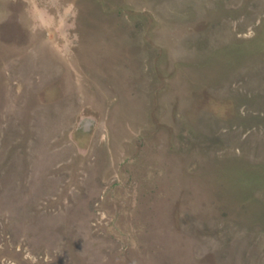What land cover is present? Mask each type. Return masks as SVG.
<instances>
[{
    "label": "rangeland",
    "instance_id": "1",
    "mask_svg": "<svg viewBox=\"0 0 264 264\" xmlns=\"http://www.w3.org/2000/svg\"><path fill=\"white\" fill-rule=\"evenodd\" d=\"M0 264H264V0H0Z\"/></svg>",
    "mask_w": 264,
    "mask_h": 264
}]
</instances>
